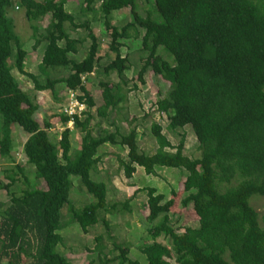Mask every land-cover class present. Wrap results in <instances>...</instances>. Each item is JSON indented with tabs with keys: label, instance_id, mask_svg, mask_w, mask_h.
Segmentation results:
<instances>
[{
	"label": "trees",
	"instance_id": "trees-1",
	"mask_svg": "<svg viewBox=\"0 0 264 264\" xmlns=\"http://www.w3.org/2000/svg\"><path fill=\"white\" fill-rule=\"evenodd\" d=\"M152 3L153 10L141 16L135 0H79L75 14L65 11V0H15L14 10H23L31 31V48L43 45L37 65L44 76L40 80L22 70L23 50L6 14L11 0H0V158L9 165L2 169L6 183L0 185L9 197L0 213V264H71L56 252L62 241L60 211L70 206V176L91 198L78 209L69 208L70 221L82 233L98 222L106 227L100 214L108 211L107 190L103 182L90 178L99 161L97 149L106 144L125 150V159L117 160L125 179L131 178L134 166L145 175H154V167L183 172L179 206H190L197 221L181 232L167 216L172 200L154 188L137 189L145 195L146 235L152 241L138 248L145 264H264V217L260 225L258 213L248 205L251 196L264 198V0ZM126 8L129 21L112 25L110 14ZM95 20L109 39L107 52L112 56L101 66H96L100 42L90 27ZM70 32L81 35L72 38ZM138 39L139 50L147 55L139 60L135 81L143 85L144 75L151 73L167 82L154 109L165 116L170 133L190 128L196 158L183 155V134L171 145L160 126L151 123L156 149L146 155L136 145V124L126 131L120 127L121 122L129 125L123 112L127 94L137 87L128 85L125 72L130 63L119 50L121 41ZM85 43L84 56L74 59ZM158 49L171 60L159 56ZM13 69L31 80L36 92L48 91L56 99L55 86L62 84L63 92L74 91L83 103L84 110L71 126L81 133L73 158L67 117L60 113L63 129L51 143L49 119L38 120V106L10 76ZM48 70H63L65 76L53 78ZM94 73L103 77L98 81V108L104 114L95 124V135L90 125L95 102L84 86L86 76ZM101 121L113 129L99 128ZM12 125L26 135L21 154L41 186L29 183L22 165L11 161ZM160 237L164 244L155 242ZM97 243L96 237V264H137L127 258L126 247L113 244L116 254L107 258Z\"/></svg>",
	"mask_w": 264,
	"mask_h": 264
},
{
	"label": "rangeland",
	"instance_id": "rangeland-1",
	"mask_svg": "<svg viewBox=\"0 0 264 264\" xmlns=\"http://www.w3.org/2000/svg\"><path fill=\"white\" fill-rule=\"evenodd\" d=\"M137 12L142 16L146 9L153 10L152 0H135ZM15 0H11V6L6 9L7 16L12 20L14 32L20 40V45L23 50L22 70L33 75H37L40 80L44 76L37 70V65L40 60L41 50L43 45L39 44L35 49L31 48L33 44L30 38L31 31L28 23L23 16V10L15 11L13 6ZM148 7V8H147ZM79 8V0H65L64 9L67 13L75 14ZM91 18V15H87ZM96 17V16H95ZM110 23L115 26H122L129 21L128 9H122L110 14ZM154 18V17H153ZM154 19H158L155 17ZM46 20L40 21L38 26L41 28L45 25ZM90 27L100 42V60L96 66L104 65L111 59V54L107 52L108 37L103 32L102 25L99 21H92ZM141 33V32H140ZM72 38L81 35L70 32ZM120 48L121 56H127L130 63L129 71L125 72V78L128 85L135 84L136 90L127 94V105L125 106V117L129 122H121L120 127L126 131L130 125L136 124V145L138 150L143 154L149 155L156 149V144L152 138L149 127L151 123H156L161 128V133L170 142L171 145H176L179 135L183 134V155L190 159L196 158L198 153L196 151L195 138L188 126L183 129H178L176 133H170L166 129V118L164 115L155 111L153 103L156 98H162L167 90V82L160 77L145 74L143 77V85L135 81V75L139 69L140 58L147 54L141 52L140 42L138 40H123ZM87 43L78 48L79 52L73 56L74 59L79 60L84 55ZM157 54L166 61L171 60L168 54L160 49ZM12 59V58H11ZM11 61V60H10ZM8 61V63L10 62ZM49 75L53 78H60L65 76V71L52 72ZM10 76L19 84L20 88L33 100L38 106V120L48 118L50 122V129L47 131L48 140L51 143L58 141V134L63 129L59 122V115L61 112L62 84L55 86L57 91V98L53 99L48 91L36 92L32 87V82L28 78L19 75L14 69L10 71ZM111 81H115V76L109 77ZM103 80L102 76L97 73L86 76L84 86L91 93L95 102V107L91 110L94 119L90 125L93 127L92 134L95 135L98 127L95 125L99 116L104 114L98 108L100 106V90L98 81ZM122 114V112H121ZM113 115H111L112 117ZM1 123V122H0ZM99 128L112 130L106 123L101 121ZM11 143L12 149L10 152L11 161L14 164L19 163L23 167V173L28 178L29 183L41 186L33 177V167L25 164V160L21 154L22 143L26 138L25 133L16 125L11 126ZM70 130V155L73 158L78 149L81 133L69 128ZM99 161L96 165L95 171L90 172V178L96 182H103L107 190L106 203L108 204V211L103 212L100 216L106 223V227L101 222H98L93 227L87 229L86 233H82L77 225L69 219V208L78 209L81 206L91 202L90 196L84 191L76 177L70 176L71 186L69 192L70 206L66 204L60 211L62 223L59 234L61 235V244L56 247V252L65 256L71 264H96L99 254L94 248V239L99 238L100 254L107 258H111L116 253L112 251V245L124 246L127 248V258L137 264H145L144 257L139 253L138 248L152 243L150 238L146 235L147 223L145 221V195L144 192H139L137 189L154 188L157 193L163 194L165 200H172V205L168 210L167 216L170 223L177 228L179 232L184 227H193L196 224L197 217L190 206L181 208L179 206V199L181 198V183L183 172L179 170L154 167V175H145L143 170L134 166V173L130 179H125L117 160L125 159V150L111 148L109 145H102L97 149ZM6 159L0 158V185L6 183L3 178L2 169L8 167ZM137 191V192H135ZM9 197L3 189H0V213L8 205ZM126 204L125 209L122 208ZM248 205L258 213L260 225H263L260 217H264V198L260 196H251L248 199ZM112 211H109V208ZM155 242L164 244L163 239L157 238ZM172 264V261H169Z\"/></svg>",
	"mask_w": 264,
	"mask_h": 264
},
{
	"label": "built area",
	"instance_id": "built-area-1",
	"mask_svg": "<svg viewBox=\"0 0 264 264\" xmlns=\"http://www.w3.org/2000/svg\"><path fill=\"white\" fill-rule=\"evenodd\" d=\"M84 83V76L81 78ZM84 110V105L76 98L74 91L68 90L65 93V100L61 106V114L67 117L65 128L69 129L72 126L74 117H80L81 112Z\"/></svg>",
	"mask_w": 264,
	"mask_h": 264
},
{
	"label": "crops",
	"instance_id": "crops-1",
	"mask_svg": "<svg viewBox=\"0 0 264 264\" xmlns=\"http://www.w3.org/2000/svg\"><path fill=\"white\" fill-rule=\"evenodd\" d=\"M63 101H64V99H63ZM63 101H62V104H63Z\"/></svg>",
	"mask_w": 264,
	"mask_h": 264
}]
</instances>
